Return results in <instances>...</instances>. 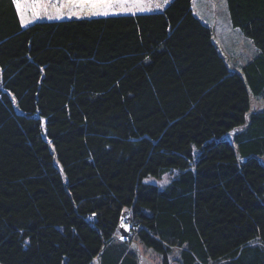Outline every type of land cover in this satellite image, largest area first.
Wrapping results in <instances>:
<instances>
[{
    "label": "trees",
    "instance_id": "1",
    "mask_svg": "<svg viewBox=\"0 0 264 264\" xmlns=\"http://www.w3.org/2000/svg\"><path fill=\"white\" fill-rule=\"evenodd\" d=\"M226 5L231 64L192 0L27 28L0 0V264H264V0Z\"/></svg>",
    "mask_w": 264,
    "mask_h": 264
},
{
    "label": "rangeland",
    "instance_id": "2",
    "mask_svg": "<svg viewBox=\"0 0 264 264\" xmlns=\"http://www.w3.org/2000/svg\"><path fill=\"white\" fill-rule=\"evenodd\" d=\"M173 0H168L166 5L163 4V0H142L143 7L145 10L141 11L138 7H129L126 11L124 8H115L109 12L108 15H121L120 13H129V12H154V11H162L166 8L170 2ZM131 2V0H130ZM193 2V10L196 16H198L205 24L211 26L214 29L215 40L218 43L219 48L228 54L229 57L226 56L227 62L231 64L232 58H230V53L232 51H236L238 55H249L250 49L243 45L244 41H236L232 44L233 40L235 41V35H240L241 31L237 28H234L229 19V13L227 10V5H225L224 0H192ZM163 5L162 7H157V4ZM156 7V9H152ZM148 9H151L150 11ZM53 15L52 19L48 18V12L42 11L39 17L32 16L30 12H25V20H31L30 23L22 24L23 28H27L30 25L40 23V22H56V21H64V20H76V19H91L95 17H101L105 15H90L88 12H79L78 14L71 15L67 9L64 10L63 18H56V14L53 10H49ZM19 15V13H18ZM107 16V15H106ZM20 18V16H19ZM21 22V20H20ZM234 35V36H233ZM244 37V36H243ZM246 42L254 45L251 40L245 38ZM255 47V46H253ZM256 49V48H255ZM254 108L258 110L264 109V98L263 99H254ZM261 101V102H260ZM173 174H168L161 180L155 178H148L145 182L159 185L163 187L170 183L173 179ZM133 241V240H132ZM132 250L137 255L139 264H162V257L156 254L154 251L145 248L137 241L132 242ZM172 262V259H170ZM95 264H99L96 262Z\"/></svg>",
    "mask_w": 264,
    "mask_h": 264
},
{
    "label": "snow or ice",
    "instance_id": "3",
    "mask_svg": "<svg viewBox=\"0 0 264 264\" xmlns=\"http://www.w3.org/2000/svg\"><path fill=\"white\" fill-rule=\"evenodd\" d=\"M226 5V0H224ZM168 0H163L166 5ZM17 12L19 13L22 24L30 23L31 20H25V12H30L32 16L39 17L41 12H48V18L52 19L53 15L49 11L53 10L56 18H63L64 10L67 9L71 15L79 12H88L90 15H108L115 8H124L126 11L129 7H138L139 10H145L142 0H13ZM158 8L163 5L157 4ZM149 11L151 9H148Z\"/></svg>",
    "mask_w": 264,
    "mask_h": 264
},
{
    "label": "crops",
    "instance_id": "4",
    "mask_svg": "<svg viewBox=\"0 0 264 264\" xmlns=\"http://www.w3.org/2000/svg\"><path fill=\"white\" fill-rule=\"evenodd\" d=\"M152 9H156V7H154V8H152ZM122 13V12H121ZM124 13V12H123ZM130 13H132V12H129L128 14H130ZM134 13H144V12H134ZM147 13V12H146Z\"/></svg>",
    "mask_w": 264,
    "mask_h": 264
}]
</instances>
